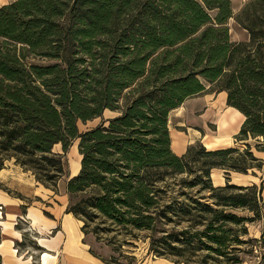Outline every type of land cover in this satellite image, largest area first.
I'll list each match as a JSON object with an SVG mask.
<instances>
[{
	"label": "trees",
	"instance_id": "1",
	"mask_svg": "<svg viewBox=\"0 0 264 264\" xmlns=\"http://www.w3.org/2000/svg\"><path fill=\"white\" fill-rule=\"evenodd\" d=\"M231 18L246 39H232ZM220 91L244 115L235 145L196 141L176 154L170 111ZM74 141L80 169L66 181V212L110 246L106 263H134L131 248L143 239L148 254L172 264H243L248 255L264 264V231L249 236L263 215L262 186L230 179L257 176L264 164L254 153L264 151V0H246L236 13L231 0L1 5L0 170L14 160L57 193ZM215 168L225 184H214ZM28 247L36 261L42 248L26 229L16 248Z\"/></svg>",
	"mask_w": 264,
	"mask_h": 264
},
{
	"label": "crops",
	"instance_id": "2",
	"mask_svg": "<svg viewBox=\"0 0 264 264\" xmlns=\"http://www.w3.org/2000/svg\"><path fill=\"white\" fill-rule=\"evenodd\" d=\"M11 1L13 0H0V6ZM241 1L240 4L236 3L239 9L246 0ZM231 5L234 11L233 0ZM168 117L171 147L178 155L183 154L188 145L196 141L214 149L235 145L234 135L244 120V115L237 108L227 104L225 91L188 98L171 110ZM208 123L218 124L221 133L202 135L201 130L205 131ZM216 136H224L225 141L218 142L214 138ZM209 143L212 144L209 146ZM254 153L264 160V151L255 150ZM247 175L231 172L230 179L231 182L243 184L241 182ZM212 179L215 185L225 184L224 171L213 169ZM0 184V264H32L35 261L37 252L33 249L28 247L18 251L16 248V243L22 241L26 229L34 233L36 242L42 248L36 257L37 264H108L104 259L113 255L112 249L105 245L112 254L104 256L98 253L93 242L87 240L89 234L85 235L81 230L82 221L66 212V183L61 188L58 182V192L54 193L38 184L31 171L23 169L14 160H8L0 170ZM23 204L26 206L25 213ZM22 217L28 222L25 229L17 227L18 220ZM132 264L172 262L166 258L152 257Z\"/></svg>",
	"mask_w": 264,
	"mask_h": 264
},
{
	"label": "rangeland",
	"instance_id": "3",
	"mask_svg": "<svg viewBox=\"0 0 264 264\" xmlns=\"http://www.w3.org/2000/svg\"><path fill=\"white\" fill-rule=\"evenodd\" d=\"M241 2H242L241 0H233V4L235 6L234 13H236L239 9L236 6V3L240 4ZM228 24H229L230 34H231L232 39L241 40V39L246 38V36H247L246 31L244 29H242L235 22V20L233 18H231L229 20ZM111 115H113V113L110 111H106L104 113V116H106V117H109ZM100 121H101V118H96V119L87 121L86 123L79 122V128L81 130H85L87 128H90V127L97 125ZM218 127H219V125L216 123H208L205 131L201 130V133H202V135H204V133H207L209 136L214 135L215 133H221V131L218 130ZM208 135L205 137V139L208 137ZM77 142L78 141H74L71 144V146L69 147V149L67 150V152L64 153L63 163H64L65 173H64V176L59 181L61 188L64 187V185H65V183L69 177L75 175V174L72 175V171H71V165L72 164L71 163L73 161L80 160V154L78 151V143ZM208 149H214V148H208ZM55 150L61 152L60 145H57L55 147ZM254 151H255V149H254ZM263 163H264V160H263ZM257 172H258L257 176L252 175V174H248L241 183L249 184L250 182H255L259 186H262V195L264 196V164H263L262 170L257 171ZM263 231H264V211H263V215H262L261 219L255 220L254 222L249 224V236L252 238H258ZM87 240L93 242L94 249L98 253H100L104 256H108L109 254L110 255L112 254L111 250L109 249L110 246L106 247L105 246L106 244H104L103 242L95 241L93 239V237L91 236V234H89L87 236ZM135 242H136L135 247L133 246V248H131V251L135 255V262H142V261H145L147 259L152 258V255L148 254V244H147L146 240L140 239V240H137ZM256 260H257L256 257L248 255V257L245 259L243 264H255L257 262Z\"/></svg>",
	"mask_w": 264,
	"mask_h": 264
},
{
	"label": "bare ground",
	"instance_id": "4",
	"mask_svg": "<svg viewBox=\"0 0 264 264\" xmlns=\"http://www.w3.org/2000/svg\"><path fill=\"white\" fill-rule=\"evenodd\" d=\"M215 140H217L218 142H223L225 141V137L224 136H216L214 137ZM212 143H209L208 145L210 146ZM71 171H72V174H77L79 172V169H80V160L78 161H73L71 163Z\"/></svg>",
	"mask_w": 264,
	"mask_h": 264
}]
</instances>
